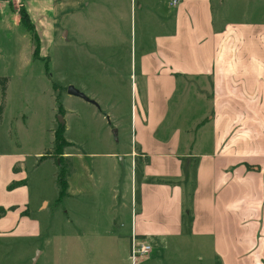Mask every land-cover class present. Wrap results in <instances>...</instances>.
Instances as JSON below:
<instances>
[{
  "label": "crops",
  "instance_id": "obj_1",
  "mask_svg": "<svg viewBox=\"0 0 264 264\" xmlns=\"http://www.w3.org/2000/svg\"><path fill=\"white\" fill-rule=\"evenodd\" d=\"M8 1L0 0V22L19 28L18 13L3 6ZM92 1L104 0H24V7L39 33L40 57L45 40L49 56L57 33L67 38L68 22L79 30L92 25L97 38L111 31L113 43L110 55L81 67L79 78L125 72L134 79L142 100L134 121L138 150L117 154L137 155L140 165L129 237L164 252L202 241L217 264H264V0H110L109 11H90L100 5ZM25 40L31 57L35 46ZM195 102L207 104L206 113L184 120L181 113ZM201 142L208 148L200 150ZM66 156L78 161L73 172L84 187L83 160L72 151ZM11 164L5 188L17 179ZM17 214L0 217V245L41 238L37 221V233L16 235Z\"/></svg>",
  "mask_w": 264,
  "mask_h": 264
},
{
  "label": "rangeland",
  "instance_id": "obj_2",
  "mask_svg": "<svg viewBox=\"0 0 264 264\" xmlns=\"http://www.w3.org/2000/svg\"><path fill=\"white\" fill-rule=\"evenodd\" d=\"M8 2L3 6L18 13L20 26L0 22V78H7L4 95L0 83V155H11L0 156V209L4 210L0 217L16 210L14 233H37V221L42 236L1 241V264H217L212 248L202 241L181 249L172 245L168 252L153 250L145 259L131 262L129 229L138 206L135 175L140 165L137 155L133 163L134 158L124 155L120 160L117 154L138 150L134 121L141 96L125 72L119 78H79L81 67L93 65L91 58L110 55L112 32L98 31L97 38L92 25L79 30L70 21L67 38L63 40L58 32L49 56L45 40L42 51L46 50V56L40 57L37 51L30 57L25 39L32 49L41 45L39 33L20 22L24 0ZM109 5L110 0H104L98 6L92 4L90 11H109ZM22 31L30 40L23 39ZM70 85L96 104L69 96ZM207 108L195 102L189 112L181 114L184 120L192 119ZM62 122L65 141L55 144L54 132ZM207 148L208 144L200 143V150ZM68 151L79 154L87 167V183L82 188L78 173L73 172L78 161L66 156ZM10 164L17 179L5 188L2 183L10 176ZM61 169L70 186L60 200L57 174ZM17 180L25 183L18 185ZM27 209L30 214H23ZM260 238L257 233L250 244L257 246Z\"/></svg>",
  "mask_w": 264,
  "mask_h": 264
},
{
  "label": "trees",
  "instance_id": "obj_3",
  "mask_svg": "<svg viewBox=\"0 0 264 264\" xmlns=\"http://www.w3.org/2000/svg\"><path fill=\"white\" fill-rule=\"evenodd\" d=\"M20 22L29 31H31V30L34 29V25L30 22L29 16H28L27 12L24 9H22L20 11ZM33 37L36 40L35 33H33ZM38 50H39V44L37 43L36 46H35V48H34V53H37ZM0 83L2 85V92H3V95H4V92H5V89H6L7 78H5V77L0 78ZM63 133H64V123L63 122L62 123H58L57 128H56V130L54 132V141H55V144L59 143V141H65L64 138H63L64 137L63 136ZM41 157H43V156H41ZM62 170L63 169L59 170L58 171V174H57V183H58V187H59V190H58V199H60V200L66 194V189L68 187L67 180H66V173H64ZM18 185H21V182H18ZM0 211L2 212L4 210L1 208Z\"/></svg>",
  "mask_w": 264,
  "mask_h": 264
},
{
  "label": "built area",
  "instance_id": "obj_4",
  "mask_svg": "<svg viewBox=\"0 0 264 264\" xmlns=\"http://www.w3.org/2000/svg\"><path fill=\"white\" fill-rule=\"evenodd\" d=\"M178 0H171L170 5H176ZM152 251V246L145 240L137 238L134 234L130 238V260L136 262L138 258H144Z\"/></svg>",
  "mask_w": 264,
  "mask_h": 264
},
{
  "label": "water",
  "instance_id": "obj_5",
  "mask_svg": "<svg viewBox=\"0 0 264 264\" xmlns=\"http://www.w3.org/2000/svg\"><path fill=\"white\" fill-rule=\"evenodd\" d=\"M67 93L71 96H75V97H79L81 99H83L84 101L91 103V104H96V102L94 100H92L91 98H89L88 96H86L83 92H81L80 90L76 89L74 86L70 85L67 88ZM39 252L36 253V255L34 256V258L32 259V262L35 263L37 260Z\"/></svg>",
  "mask_w": 264,
  "mask_h": 264
}]
</instances>
